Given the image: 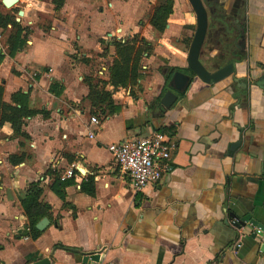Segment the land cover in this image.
<instances>
[{
	"label": "crops",
	"instance_id": "crops-1",
	"mask_svg": "<svg viewBox=\"0 0 264 264\" xmlns=\"http://www.w3.org/2000/svg\"><path fill=\"white\" fill-rule=\"evenodd\" d=\"M1 1L19 31L0 28V105L36 114L15 132L0 109V264H264V0H202L213 85L188 69V0H172L163 32L149 22L162 0ZM131 38L151 52L136 86L115 89L114 43ZM176 72L190 77L182 94ZM88 82L112 108L92 106ZM158 132L176 148L136 192L107 148ZM32 184L49 207L35 239L21 206Z\"/></svg>",
	"mask_w": 264,
	"mask_h": 264
},
{
	"label": "trees",
	"instance_id": "trees-1",
	"mask_svg": "<svg viewBox=\"0 0 264 264\" xmlns=\"http://www.w3.org/2000/svg\"><path fill=\"white\" fill-rule=\"evenodd\" d=\"M59 5L60 2H55ZM172 0H162V3L154 9L150 18V25L159 32H163L167 17L171 14ZM13 14L8 16L0 15V28H5L10 24L13 29L19 31V26L13 19ZM115 59L109 70V82L113 88H128L136 86L137 81L140 79L138 68L140 58L149 55L151 52L150 47L142 42L136 41L117 42L114 43ZM132 56V57H129ZM89 88L88 100L92 103L93 107L105 105L112 108L111 97L109 93L103 90H97L91 83H87ZM0 109L4 112V118L11 124L15 132L19 131L21 119L30 117L36 112H29L23 108L16 109L9 106L0 105ZM10 111V112H8ZM20 159L14 161L18 164ZM71 181L66 182V186L71 184ZM62 185V184H61ZM65 185V184H64ZM41 189L38 184H32L21 203L23 211L28 220V226L32 233V238L35 239L39 232L35 229L38 220L42 217H48L49 207L46 204L39 202Z\"/></svg>",
	"mask_w": 264,
	"mask_h": 264
},
{
	"label": "built area",
	"instance_id": "built-area-1",
	"mask_svg": "<svg viewBox=\"0 0 264 264\" xmlns=\"http://www.w3.org/2000/svg\"><path fill=\"white\" fill-rule=\"evenodd\" d=\"M97 124L95 120H91ZM175 144L164 133H153L138 139H125L107 149L120 172L126 175L136 192L159 183ZM71 176V171L67 173Z\"/></svg>",
	"mask_w": 264,
	"mask_h": 264
},
{
	"label": "water",
	"instance_id": "water-1",
	"mask_svg": "<svg viewBox=\"0 0 264 264\" xmlns=\"http://www.w3.org/2000/svg\"><path fill=\"white\" fill-rule=\"evenodd\" d=\"M1 2L4 8L10 9L17 3V0H2ZM188 3L190 4L196 19V30L191 45L189 47L187 57L188 69L195 75V77H197L203 83L213 85L215 82H218L220 79H222L223 72L220 71L213 74H209L199 62V54L207 32L208 15L202 3V0H188ZM189 83L190 77L176 72L171 77L168 87L178 92L179 94H182ZM175 99L176 97L171 92H167L160 102V109H169ZM47 226L48 220L44 218L36 225V230L41 232ZM87 261L97 262L98 255L96 253L85 255L83 257V264ZM33 264H49V261L47 259H42Z\"/></svg>",
	"mask_w": 264,
	"mask_h": 264
},
{
	"label": "rangeland",
	"instance_id": "rangeland-1",
	"mask_svg": "<svg viewBox=\"0 0 264 264\" xmlns=\"http://www.w3.org/2000/svg\"><path fill=\"white\" fill-rule=\"evenodd\" d=\"M143 1H145V0H143ZM150 13V12H149ZM148 13V17L150 16V14ZM143 20H144V18H143ZM136 41L137 43H139L138 42V40L136 39V38H131L130 40H128V41ZM149 54H150V52H149ZM129 57H132V56H129ZM140 61H141V58H140ZM162 65H164V63H163V61L161 60V59H158V58H156L155 60H154V66H157V67H159L158 69H162L163 68V66Z\"/></svg>",
	"mask_w": 264,
	"mask_h": 264
},
{
	"label": "flooded vegetation",
	"instance_id": "flooded-vegetation-1",
	"mask_svg": "<svg viewBox=\"0 0 264 264\" xmlns=\"http://www.w3.org/2000/svg\"><path fill=\"white\" fill-rule=\"evenodd\" d=\"M203 3V2H202ZM204 5V4H203ZM205 7V6H204Z\"/></svg>",
	"mask_w": 264,
	"mask_h": 264
}]
</instances>
